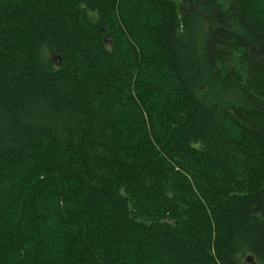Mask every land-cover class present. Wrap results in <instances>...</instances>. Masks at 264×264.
Segmentation results:
<instances>
[{
	"label": "trees",
	"instance_id": "1",
	"mask_svg": "<svg viewBox=\"0 0 264 264\" xmlns=\"http://www.w3.org/2000/svg\"><path fill=\"white\" fill-rule=\"evenodd\" d=\"M0 264H264V0H0Z\"/></svg>",
	"mask_w": 264,
	"mask_h": 264
},
{
	"label": "water",
	"instance_id": "2",
	"mask_svg": "<svg viewBox=\"0 0 264 264\" xmlns=\"http://www.w3.org/2000/svg\"><path fill=\"white\" fill-rule=\"evenodd\" d=\"M246 258H247V259H250V257H249V256H246Z\"/></svg>",
	"mask_w": 264,
	"mask_h": 264
}]
</instances>
